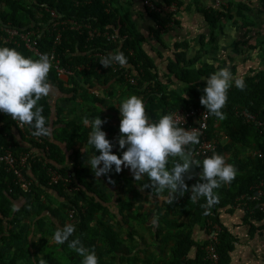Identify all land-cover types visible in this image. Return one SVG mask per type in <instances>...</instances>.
<instances>
[{
  "label": "trees",
  "instance_id": "1",
  "mask_svg": "<svg viewBox=\"0 0 264 264\" xmlns=\"http://www.w3.org/2000/svg\"><path fill=\"white\" fill-rule=\"evenodd\" d=\"M155 3L162 5V3ZM164 3L166 4L163 5L168 6L173 3L181 6L178 0H165ZM42 5L57 9L65 19H73L80 24L90 23L102 32L105 29L110 33L119 30L117 32L123 40L118 44L108 42L103 38L89 41L86 30L83 35L71 30L64 33L63 41L58 46V56L62 66L69 65L74 68L75 77L63 82L58 79L54 67L50 70L48 80L52 86L57 87L65 95L63 103L65 101L68 107L60 103L57 107V125L61 127L56 129L53 140L51 136H33L34 129L28 125H25L26 128L22 131L10 116L0 112V154H4L8 149H12L17 157L22 152L33 153L31 168L24 174L26 179L33 181L30 192H26L23 185L17 183L14 174L7 172L4 164H0V264H24L25 262V264H38L39 259L35 256V243L31 248L28 244L23 245L26 236L22 230L25 227V221L31 224L44 212H49L52 217L59 220L62 214H65L76 228L70 240L78 238L86 248L94 250L99 264H209L205 260V248L208 242L203 249L199 248L195 258L189 257L192 249L197 247L191 236L192 228L196 224L206 226L209 231H213L215 225L220 226L219 243L217 244L219 264H230L235 239L221 223L220 211L241 206L251 220L264 224V194L259 197L257 195L260 189L264 191L262 186L264 183V133H261L254 124L246 123L242 116V113L247 112L256 116L258 120H264V72L246 77L243 91L233 83L228 91L227 104L222 109L225 119L219 120L209 114L207 137L218 142L214 153L223 155L227 163L234 165L237 170L236 178L230 184H222L221 187L213 190L219 201L208 209L210 212L208 215L204 214L206 209L202 207L206 199L200 198L193 203L190 200L191 191L185 192L182 196L177 193L171 203L163 199L158 211L160 226L157 238L161 245H167L169 242L174 244L170 255L164 259L158 260L148 256L143 259L138 252L135 254L136 236L141 241L143 240L139 232L134 230L133 233L124 235L123 231H115L114 224L111 223L112 220L121 217L120 225L123 226L122 228H127L129 219L138 223L147 219L142 215L143 206L138 203L139 192L133 190L126 201L120 200L121 215L113 216L112 219L99 220L101 213L111 214L106 204L110 199L106 198L99 184L93 186L88 179L92 171L84 160L85 149L91 146L87 143L91 128L86 127L83 120L88 118L91 121L100 116L105 121L102 130L112 135V140H115L120 135L121 117H115L112 120L114 125H111L108 117L103 116V111L107 107L109 111H116L120 115V103L131 95H137L143 99L151 122H157L161 116L173 114L178 109L194 108L207 111L200 104V97L203 95V88L206 87L205 78L218 68L203 62L195 67L200 58L188 60L184 52L187 44H179L176 46V59L169 70L187 86L169 90L168 85L158 80L154 71V63L145 50L147 43L145 36L138 31L130 13L121 6L119 0H0V21L5 25L9 24L22 29L27 27L31 20H35L34 9L41 10ZM237 9L239 11L234 13L228 5V7L220 6L203 11L212 31L207 44L213 45L216 42L218 31L226 22H233L242 28L246 25L240 24L238 20V18H245L244 6H239ZM173 14L150 12V16L157 25V29L152 31L160 44H162L160 34L167 30L168 25L174 19ZM3 35L6 37L5 34ZM201 44L202 47L206 45L204 40ZM0 47L14 48L27 58H39L27 51L23 45L18 46L13 41L7 42V39H2L1 36ZM39 47L41 54L47 53L50 56L53 51V40L44 37L40 40ZM236 47L239 48V44ZM115 49L120 50L127 59V65L122 71H115L114 64L110 68H104L99 64L101 58L91 59L89 57V54L95 51L109 54L114 53ZM82 63L89 64L90 68H82ZM230 71L233 75L236 74L234 67ZM124 72L132 74L137 84L126 82ZM112 82H118L122 86V99L120 98L121 100L117 103L118 107L108 105L109 102L106 99L107 96L111 99L115 97L114 89H104ZM38 106L43 108V115L50 126L52 111L48 97L42 98ZM68 109L71 112L76 111L81 120L80 118L71 119L68 116ZM13 128L17 129L21 138L29 143L28 148L20 146ZM224 138L230 139L231 142L224 145L221 142ZM112 143L113 153L122 158L123 151L127 149L121 150L114 141ZM63 144L66 145V149L62 147ZM257 153H261L263 157L259 158ZM68 154H70L69 159ZM69 160H72V165L68 164ZM194 160L200 164L197 168L201 175L204 158L196 156ZM51 171L58 172L64 179L72 173L73 178L70 182L60 181L58 184H52L49 175ZM104 177V180L109 182V177L114 182L124 179V177L116 178L111 172ZM141 179L143 188L149 193L168 196L167 190L158 194L154 189L146 188L145 185L150 184L148 177L147 180ZM125 181L128 182V179ZM199 181L200 177L187 183L189 189ZM138 186H140L139 183H137ZM49 191L57 194L59 198L54 199ZM242 197L244 199L241 201ZM251 197H257V200L252 201ZM59 199L62 200L58 201ZM20 200H24V203L18 207ZM13 205H16L19 210L12 211ZM191 206L192 209H190ZM70 211H75L73 221L69 218ZM38 224L42 225L43 220H38ZM43 241L50 243L45 238ZM59 246V248L49 246L47 256L44 250L43 255L46 257L47 264H82L83 257L69 249L67 242ZM59 250L64 253L61 258Z\"/></svg>",
  "mask_w": 264,
  "mask_h": 264
},
{
  "label": "crops",
  "instance_id": "2",
  "mask_svg": "<svg viewBox=\"0 0 264 264\" xmlns=\"http://www.w3.org/2000/svg\"><path fill=\"white\" fill-rule=\"evenodd\" d=\"M154 2L164 3L165 0H152ZM217 0H178L181 6L176 7V12L173 14L175 19V24L172 23L167 30L162 31L160 34V39L162 44L158 43L153 33V29H157V25L153 18L150 16L148 8L144 4V0H119L121 6L127 10L135 23L138 31L143 34L147 40L145 44V50L152 59L155 66V73L158 76V80L163 84L169 86L171 89H181L186 88V84L178 80L174 74L170 72V66L175 61L176 46L182 43L187 44L185 49V54L188 60L197 59L200 60L196 63L197 67L202 62L215 65L219 70L228 67L230 70L234 67L236 69V74L233 76L245 80L248 76L257 75L260 72H264V4L262 0H220L223 2H228L230 9H233L234 13H237L239 9L237 7L244 6V19H240V24H246L243 28L233 22H226L219 29L217 34L216 42L213 45L207 44L211 36V28L203 14L204 10H209L212 8H218L216 5ZM246 7V8H245ZM237 20V19H236ZM242 21V22H241ZM245 22V23H244ZM119 31V30H117ZM115 33H118V32ZM204 40L206 45L202 47L201 42ZM241 43H244L243 45ZM239 44V48L236 45ZM120 50L115 49L114 53ZM111 53V52H110ZM115 64V63H114ZM119 65V64H118ZM120 66V65H119ZM121 67V66H120ZM67 82V81H64ZM172 82V83H170ZM118 82H112L108 85L105 90H115V97L113 99L106 97L108 100V105H114L118 107V102L122 99V90ZM65 95L59 91V89L53 86V92L48 97L49 106L51 108L52 114L50 118V127L55 128L52 130L51 139L55 135L56 129L61 127L57 125V107L60 104L66 106L64 99ZM121 98V99H120ZM67 107V106H66ZM68 108V107H67ZM68 116L73 119L80 118L76 111L69 110ZM103 116L108 117L109 123L112 125V120L115 117H121L117 112L109 111L106 107L103 111ZM83 119V118H82ZM81 120V118H80ZM114 125V124H113ZM16 140L22 148H28L29 143L23 140L17 131L13 128ZM24 133V132H23ZM25 134V133H24ZM19 137V139H17ZM107 138L111 141L112 135L107 134ZM115 142L116 146H119L118 140H112ZM221 142L226 145L231 141L228 138H224ZM66 149V145H62ZM94 146L87 147L85 149V164L86 160L94 155ZM70 154H68L69 159ZM69 165H72V160L68 161ZM89 165V164H87ZM90 166V165H89ZM102 166V165H101ZM115 168V167H114ZM116 178L123 180H118L114 183L105 181V175L100 178H96L94 173L91 172L88 179L93 184L97 186L99 184L102 187L103 193H105L106 198L110 199L106 204L109 206V211L111 214L100 215V221L107 220V218H113L121 215L120 200L126 201L131 195L133 190L140 193L138 197V203L143 206V217H147L142 223L136 221L128 220L129 226L127 228H122L120 225L121 217L116 218L117 220H112L113 228L115 231H123L124 235H129L134 230H137L140 235L144 238L141 241L139 237L136 236L135 243L137 248L135 250L141 254V258L145 259V256L155 259H164L167 255H170L173 242H169L167 245H161L159 239L157 238L158 229L160 226L159 219V207L162 205L163 199L160 198L161 195H154L149 193L147 189L142 186L137 187L138 181L134 179L131 170L128 167H124L122 172L117 174L115 169L111 171ZM72 174V173H71ZM144 178V177H142ZM128 179V182L125 181ZM143 181L142 179H140ZM104 186V187H103ZM138 188V189H136ZM50 195L54 199H58L57 194L49 191ZM166 197V194H162ZM167 197L171 194L168 193ZM62 200V199H61ZM60 199L58 201H61ZM166 200V199H164ZM24 200H20L18 207L22 206ZM192 209V206L190 207ZM172 218V215H171ZM38 220H43V224H38ZM220 221L228 230V232L235 239L234 250L231 253V263L230 264H264V227L263 223H258L255 220H251L247 215V212L243 207H230L220 211ZM69 219L66 215L62 214L61 220L52 217L49 212H44L43 215L39 216L33 223L25 221V227L22 233L25 232L26 238H24L23 245H29L31 248L32 244L35 243V256L39 259L44 257V250H49V246H56L59 248L60 244H56L52 239L54 232L57 228L63 227L68 224ZM133 233V232H132ZM192 239L197 244V247L192 249L190 258L196 257L199 248L202 247L209 241L210 231L204 225L196 224L192 228ZM50 241L49 244L43 241V239ZM152 240V243L150 242ZM40 242V244L38 243ZM42 243V244H41ZM128 246V244H126ZM199 246V247H198ZM60 258L64 253L59 250ZM59 258V259H60ZM26 263V262H25ZM24 263V264H25Z\"/></svg>",
  "mask_w": 264,
  "mask_h": 264
},
{
  "label": "clouds",
  "instance_id": "3",
  "mask_svg": "<svg viewBox=\"0 0 264 264\" xmlns=\"http://www.w3.org/2000/svg\"><path fill=\"white\" fill-rule=\"evenodd\" d=\"M114 63L123 69L127 65V59L122 52L117 51L101 57L99 61L104 68H110ZM52 67V57L47 53L41 54L38 59H32L14 48L0 47V112L18 121L21 127L30 126L34 129L32 135L36 137L50 136L52 133L43 115V108L38 106L42 98L49 97L53 92V86L48 80ZM128 73L124 72L123 75ZM205 80L206 87L202 90L200 104L210 115L223 120L226 117L222 109L227 104L229 89L234 83L243 91L245 82L234 77L228 67L215 71ZM119 112L120 135L117 140L121 150L127 149L123 151L122 158L113 153L114 145L102 130L105 121L100 116L91 121L88 118L83 120V124L91 128L87 143L94 146L95 154L86 163L90 165L95 177L100 178L110 173L113 166L117 174L128 167L136 181L144 176L149 178L150 184L145 185L146 188L150 187L158 194L167 190L171 196L161 195L160 198L167 199L169 203L172 202L174 193L182 196L188 191H191L190 200L193 203L205 198L206 203L202 205L206 209L204 214H210L208 209L219 201L213 190L222 184H230L236 178L237 170L234 165L227 163L223 155L213 153L203 160L200 181L189 189L184 180L185 174L193 163L198 167L200 164L192 159L188 146L200 142L198 131L179 127L173 114L163 115L157 122H151L143 99L137 95L125 98L119 105ZM97 152L100 154L97 155ZM188 179L192 177L189 176ZM109 180L114 183L110 177ZM18 210L13 205L12 211ZM75 231L73 224H65L55 230L52 239L60 245L67 242L69 249L83 257L82 264H99L94 250L86 248L78 238L70 240ZM38 264H47V261L41 257Z\"/></svg>",
  "mask_w": 264,
  "mask_h": 264
},
{
  "label": "built area",
  "instance_id": "4",
  "mask_svg": "<svg viewBox=\"0 0 264 264\" xmlns=\"http://www.w3.org/2000/svg\"><path fill=\"white\" fill-rule=\"evenodd\" d=\"M144 4L148 8L149 12L172 14L177 11L174 5H160L152 0H144ZM216 5L219 7H228L227 2L220 0L216 1ZM34 13L36 14L35 20H31V23L22 29L12 27L9 24L5 25L0 21V36L2 39L6 38L7 42L13 41L18 46L23 45L27 51L37 56L41 55L39 47L40 40H42L44 37L53 40V51L50 54V57H52V64L58 79L63 82L75 77L74 68L69 65L62 66L61 60L58 56V46L61 45L64 38V33H66V31H76L80 35H83L84 30H86L89 41L94 40L95 38H103L108 42L119 43L123 40L119 33H110L106 29L104 32H102L99 30V28L93 26L90 23L80 24L76 20L67 18L65 19L57 11V9H52L47 5H42L41 10L34 9ZM172 23H175V20ZM3 34H5L6 37ZM105 55L107 54L102 51H95L92 54H89V57L91 59H98ZM114 66H116L114 68L115 71H122V67H120L118 64H114ZM81 67L89 69L90 65L82 63ZM124 77L126 82H129L133 85L137 84V80L129 73L125 74ZM173 115L178 121L179 127L185 128L187 130H196L199 133L200 142L197 144V146H195V150L192 154L193 158L199 156L205 159L217 150L218 142L216 140H210L207 137L210 118L207 111L194 108H190L189 110L178 109L173 112ZM242 116L246 123L254 124L261 131V133H264V120H258L256 116L247 112L242 113ZM15 123L22 131L25 130V125L21 127L18 121H15ZM192 146L193 145H190L188 147L190 148ZM257 154L259 158L263 157L261 153ZM32 158V152H22L17 157L15 156L12 149H8L4 154H0V164L5 165L7 172L14 174L17 183L19 182L21 185H23V188L26 192H30L31 185L33 184V181L26 179L24 175L25 171L31 168ZM49 175L51 177L52 184H58L60 181L70 182V179L73 178L72 174L69 173L67 178L64 179L62 175L56 171H51ZM262 186L264 187V183ZM263 194L264 191L262 189L257 192L258 197L262 196ZM243 199L244 197H242L240 200L242 201ZM250 200L255 201L257 200V197H251ZM74 217L75 211H70L69 218L74 219ZM220 230L221 228L219 225H215L213 231L210 230L209 242L205 248V260L209 262V264H219L220 256L217 251V244L219 243L218 233Z\"/></svg>",
  "mask_w": 264,
  "mask_h": 264
},
{
  "label": "water",
  "instance_id": "5",
  "mask_svg": "<svg viewBox=\"0 0 264 264\" xmlns=\"http://www.w3.org/2000/svg\"><path fill=\"white\" fill-rule=\"evenodd\" d=\"M189 149H190V155H191L192 159L194 160L192 154H193V152H194V150H195V147L192 146V147H190ZM194 161H195V160H194ZM181 162H183V161H181ZM189 176H191L192 179H188ZM199 177H200V171L198 170L197 166L193 163V164L190 166L189 171L185 174L184 180H185V183L187 184V183H189V182H191V181H193V180H197V179H199ZM176 194H177V193H174L173 196L171 197V198L173 199L172 201H174V199H175V195H176Z\"/></svg>",
  "mask_w": 264,
  "mask_h": 264
},
{
  "label": "rangeland",
  "instance_id": "6",
  "mask_svg": "<svg viewBox=\"0 0 264 264\" xmlns=\"http://www.w3.org/2000/svg\"><path fill=\"white\" fill-rule=\"evenodd\" d=\"M174 20H175V19H173L172 22H173ZM172 22H171V23H172ZM175 23H176V22H175ZM175 23H174V24H175ZM169 26H170V25H169ZM144 179L147 180V176H144ZM138 182H139L140 186L143 187V181L139 180ZM141 236H142V235H141ZM143 240H144V238H143ZM152 240H153V239H150V242H151V243H152ZM45 255H46V256L48 255V251H45ZM44 257H45V256H44Z\"/></svg>",
  "mask_w": 264,
  "mask_h": 264
}]
</instances>
